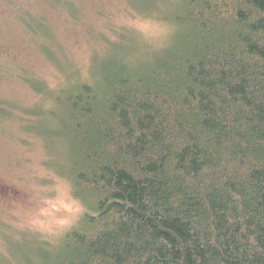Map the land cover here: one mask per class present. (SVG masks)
Segmentation results:
<instances>
[{"label":"trees","instance_id":"16d2710c","mask_svg":"<svg viewBox=\"0 0 264 264\" xmlns=\"http://www.w3.org/2000/svg\"><path fill=\"white\" fill-rule=\"evenodd\" d=\"M163 4L162 47L55 99L85 211L38 264H264V0Z\"/></svg>","mask_w":264,"mask_h":264},{"label":"rangeland","instance_id":"374dc122","mask_svg":"<svg viewBox=\"0 0 264 264\" xmlns=\"http://www.w3.org/2000/svg\"><path fill=\"white\" fill-rule=\"evenodd\" d=\"M164 1L178 3L0 0V264H38L83 216L65 174L55 99L91 83L108 60L162 47L171 27L148 12L166 10ZM45 89L47 99L37 93ZM24 111L34 116L25 121Z\"/></svg>","mask_w":264,"mask_h":264},{"label":"flooded vegetation","instance_id":"af4514ba","mask_svg":"<svg viewBox=\"0 0 264 264\" xmlns=\"http://www.w3.org/2000/svg\"><path fill=\"white\" fill-rule=\"evenodd\" d=\"M3 186L0 185V197L2 196V194L5 192V190L3 191Z\"/></svg>","mask_w":264,"mask_h":264}]
</instances>
